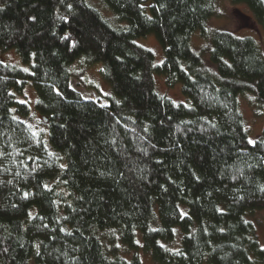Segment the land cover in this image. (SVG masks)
Returning a JSON list of instances; mask_svg holds the SVG:
<instances>
[{
    "label": "trees",
    "instance_id": "1",
    "mask_svg": "<svg viewBox=\"0 0 264 264\" xmlns=\"http://www.w3.org/2000/svg\"><path fill=\"white\" fill-rule=\"evenodd\" d=\"M102 1L123 25L86 0H0V49L30 67L0 60V264H143L138 232L156 264H264L247 218L264 210V123L250 143L238 105L249 91L264 106L260 45L207 30L214 0ZM229 1L264 30V0ZM148 34L161 64L135 42ZM82 55L102 65L105 105L71 86ZM155 74L179 82L188 103L158 93ZM27 82L45 137L21 119L30 110L14 91ZM107 230L131 257L105 248Z\"/></svg>",
    "mask_w": 264,
    "mask_h": 264
},
{
    "label": "rangeland",
    "instance_id": "2",
    "mask_svg": "<svg viewBox=\"0 0 264 264\" xmlns=\"http://www.w3.org/2000/svg\"><path fill=\"white\" fill-rule=\"evenodd\" d=\"M87 3L96 8L100 14L114 26H121V23L114 13L106 6L102 0H86ZM150 1L146 0V4ZM215 14L206 23L207 30L223 29L234 33L237 36H250L254 38L260 45L264 55V30L258 25L253 18L251 11L244 4H232L229 0H214ZM135 42L149 50L154 54V64H161L164 58L163 48L153 34L139 37ZM192 47L202 54L206 65L213 69L209 64L208 50L210 48L209 40L200 36L199 32H195L191 37ZM0 60L11 65L22 67L30 70L29 65L22 63L18 53L14 50H1ZM100 63L85 64L84 56H79L69 66L72 77L70 79L71 86L80 92V94L92 100H100L101 105H105L107 101L104 99L107 95H111V89L107 82L102 78ZM156 90L158 93L171 98L177 103H188L187 98L181 92V84L179 82L172 86H167L165 78L162 75L155 74ZM18 101L24 102L29 107V114L22 116L21 119L28 123L31 129L41 134L43 137L47 135L46 121L35 111V101L37 98L34 85L25 83L21 91H14ZM238 105L243 117L244 127L251 141L259 137L264 123V106L256 102L253 93L246 91L238 95ZM17 116V114H16ZM20 117V116H19ZM255 227V232L259 243L264 246V210H256L247 215ZM101 241L106 249H111L112 244L117 245L119 253L129 258L132 256V250L125 248L119 242L118 233L115 230H107L100 234ZM181 235L176 231L174 240L168 244L171 249L179 246ZM136 254L139 256L143 264H156L150 256V253L142 248L140 233L138 232ZM139 240V241H138ZM201 264H209L205 260Z\"/></svg>",
    "mask_w": 264,
    "mask_h": 264
},
{
    "label": "snow or ice",
    "instance_id": "3",
    "mask_svg": "<svg viewBox=\"0 0 264 264\" xmlns=\"http://www.w3.org/2000/svg\"><path fill=\"white\" fill-rule=\"evenodd\" d=\"M26 70V69H25ZM27 71V70H26ZM250 143H255V141H249Z\"/></svg>",
    "mask_w": 264,
    "mask_h": 264
}]
</instances>
